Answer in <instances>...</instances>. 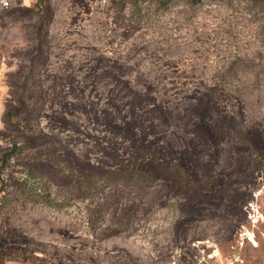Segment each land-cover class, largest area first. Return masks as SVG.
Here are the masks:
<instances>
[{
    "label": "rangeland",
    "instance_id": "374dc122",
    "mask_svg": "<svg viewBox=\"0 0 264 264\" xmlns=\"http://www.w3.org/2000/svg\"><path fill=\"white\" fill-rule=\"evenodd\" d=\"M9 1L0 264H264V0Z\"/></svg>",
    "mask_w": 264,
    "mask_h": 264
},
{
    "label": "built area",
    "instance_id": "2783aa9c",
    "mask_svg": "<svg viewBox=\"0 0 264 264\" xmlns=\"http://www.w3.org/2000/svg\"><path fill=\"white\" fill-rule=\"evenodd\" d=\"M10 5V1L9 0H0V10L3 8H7ZM18 264H43V263H39V262H20Z\"/></svg>",
    "mask_w": 264,
    "mask_h": 264
},
{
    "label": "crops",
    "instance_id": "0c3cea01",
    "mask_svg": "<svg viewBox=\"0 0 264 264\" xmlns=\"http://www.w3.org/2000/svg\"><path fill=\"white\" fill-rule=\"evenodd\" d=\"M1 66H2V60L0 59V70H1Z\"/></svg>",
    "mask_w": 264,
    "mask_h": 264
},
{
    "label": "trees",
    "instance_id": "16d2710c",
    "mask_svg": "<svg viewBox=\"0 0 264 264\" xmlns=\"http://www.w3.org/2000/svg\"><path fill=\"white\" fill-rule=\"evenodd\" d=\"M191 1H195V0H191ZM136 147V146H135ZM2 162H3V160H1V162H0V166L2 165Z\"/></svg>",
    "mask_w": 264,
    "mask_h": 264
}]
</instances>
